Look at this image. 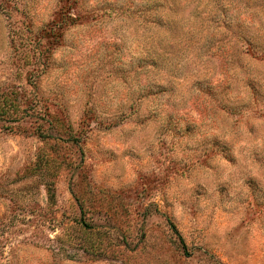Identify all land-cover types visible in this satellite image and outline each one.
I'll return each instance as SVG.
<instances>
[{
  "label": "rangeland",
  "instance_id": "rangeland-1",
  "mask_svg": "<svg viewBox=\"0 0 264 264\" xmlns=\"http://www.w3.org/2000/svg\"><path fill=\"white\" fill-rule=\"evenodd\" d=\"M12 1L0 264H264V0Z\"/></svg>",
  "mask_w": 264,
  "mask_h": 264
},
{
  "label": "trees",
  "instance_id": "trees-1",
  "mask_svg": "<svg viewBox=\"0 0 264 264\" xmlns=\"http://www.w3.org/2000/svg\"><path fill=\"white\" fill-rule=\"evenodd\" d=\"M2 3H5L4 4V7L7 9V10H11L12 7L14 8V6L12 5L13 1L12 0H0ZM15 4V3H14ZM53 35H56L55 32L53 31ZM172 229L174 231V233L178 236V239L180 240L181 244L184 245V241H183V238L181 237L180 233L178 232V230L176 229V227L174 225H172Z\"/></svg>",
  "mask_w": 264,
  "mask_h": 264
}]
</instances>
